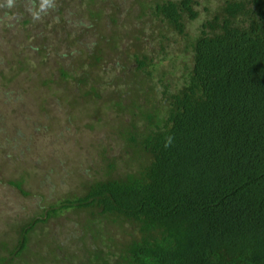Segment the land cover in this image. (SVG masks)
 Segmentation results:
<instances>
[{
	"label": "trees",
	"instance_id": "trees-1",
	"mask_svg": "<svg viewBox=\"0 0 264 264\" xmlns=\"http://www.w3.org/2000/svg\"><path fill=\"white\" fill-rule=\"evenodd\" d=\"M128 1V12H122L120 0H78L73 12L94 39L84 45L65 33L63 56L52 51L51 44L60 39L61 30L67 31L63 12L68 1L56 2V13L49 10L42 17L56 20L51 33L46 26L38 30L48 46L29 43L37 32L30 30L31 13L21 7L22 0H15L12 8L0 7V15L14 16L11 26L21 34L8 48L18 51V69L27 68L30 57L40 68H50L48 61L56 55L68 59L70 69L78 58L77 71L85 64L80 77L60 70L61 79L77 80L88 98L85 111L102 97L96 84L111 52L118 55L121 49V58L128 57L133 66L132 76L127 68L111 76V85L119 87L123 81L125 90L104 104L102 114L109 129L120 131L127 151L109 157L101 144L99 170L92 176L77 172L81 178L75 189L20 225L12 248L1 240L0 264H264V0H222L205 8L209 13L193 38L185 34V23L198 18L197 0ZM128 13L136 21L122 18ZM137 24L139 28L133 26ZM146 26L158 45L157 55L145 53ZM114 31L119 34L112 39ZM124 36L133 44L132 54L121 44ZM176 36L184 37L182 57L169 60L173 70L162 69L168 58L165 42ZM89 44L95 46L90 55L80 46ZM101 44L108 50L102 51ZM82 55L89 58L83 60ZM176 66L182 69L181 78L174 72ZM34 75L42 78L39 71ZM0 92L6 96L11 90ZM126 115L129 121L122 122ZM21 136L18 132L16 140L0 138L1 151L21 139L18 153L34 151ZM169 136L172 142L165 147ZM112 137L116 143L115 134ZM5 153L0 162L9 156L8 150ZM27 176L24 171L8 182L27 195ZM65 209L87 214L81 224L90 241L82 240L75 254L60 244L45 255L41 246L40 253L33 251L30 234Z\"/></svg>",
	"mask_w": 264,
	"mask_h": 264
},
{
	"label": "rangeland",
	"instance_id": "rangeland-1",
	"mask_svg": "<svg viewBox=\"0 0 264 264\" xmlns=\"http://www.w3.org/2000/svg\"><path fill=\"white\" fill-rule=\"evenodd\" d=\"M68 5L63 12L67 19L66 30L59 32V40H52L51 50L59 53L63 56L67 50L65 49V42L63 38L66 34L70 37H77L80 43H86L93 40L91 31H87L84 27L79 25V14L73 12L74 8L78 4V0H66ZM199 5V16L196 20H188L185 23V34H188L191 38L198 34V28L200 24L205 20L209 11H205V8L212 9L219 5L222 0H197ZM60 3L61 0H56ZM122 2L118 11L128 12L129 1L120 0ZM22 8L30 10L32 7L31 0H22ZM105 11L109 13L110 7H105ZM52 14H55V10H50ZM78 12V11H77ZM68 13H73L70 15ZM81 13L84 16V8L81 7ZM132 20L134 19V15ZM130 14L123 15L124 20L131 17ZM32 18V16H31ZM53 18V17H52ZM81 19H83L81 17ZM80 19V20H81ZM136 21L134 19L132 22ZM11 22L14 21L12 15H0V91L6 88L11 90L8 95H3L0 92V138L3 136L12 137L16 140L18 132L25 137L27 147L34 149L31 153L23 156L18 153V144L23 139L16 141L14 145L6 146L3 151L0 149V156L5 155L6 150L9 152V156L1 158L0 162V241L7 242V249L12 248L17 235V230L20 225L25 223L30 218L39 216L45 206L50 204L58 205L63 200L67 193L75 189L78 185L77 182L79 174L77 172H83L87 176H92L99 170L102 165L100 158L99 146L104 144L106 153L109 157L118 156L121 149L123 152L127 151L126 144L123 142V138L120 135V131H113L107 126V120L102 115L105 110V103L110 104L111 99H116L118 94L124 89L125 83L121 81L118 85H111V76H115L121 73V69L124 68L130 71L132 76V68L130 66L132 62L129 58H125V54L121 53L116 55L111 52L109 55V61L103 67L100 74L102 79L99 78L100 84H96L97 92L102 94L101 99L94 100L91 104L90 110H84L87 105L86 97L82 96V90L79 89L77 80H63L60 76V70L63 68L67 70L71 75L74 72L78 77L86 70L85 64L80 66L77 71V65H80L81 61L78 58L75 63V67L71 69L68 59H61V57H53L48 61L50 68L43 65L40 68L37 59L29 58L27 68L23 71L17 68V52H11L8 50L10 46L17 42L19 35L13 31ZM56 20L42 18L40 21H34L30 24V30L37 32L36 38L29 41L32 45H38L40 43L49 45L48 41H44L43 35L38 32L43 26H46V30L52 32V29H56ZM133 25L139 28L140 25ZM8 29L4 30L3 27ZM11 26V27H8ZM128 26L127 28H129ZM127 30V29H126ZM128 31H132L129 29ZM145 53L148 55H157L158 45L155 41H152V30L149 26L143 28ZM119 33L111 32L110 36L115 38ZM156 34V33H154ZM156 37V36H155ZM185 38H187L185 36ZM71 39V38H70ZM175 41L173 39L165 42L166 46L164 51L168 55V58L161 64L162 69L173 70V66L170 65L171 58L180 60L182 54L180 49L184 45V37L176 36ZM121 44L126 46L125 52L129 54L133 53L134 47L131 42L122 37ZM85 45V44H84ZM82 46L84 52L88 55L92 54L94 47L92 45ZM107 44L100 45L102 51L108 50ZM78 47V46H77ZM109 48V47H108ZM158 50V51H157ZM36 53V52H35ZM15 56H14V55ZM83 56V60L89 57ZM161 56V55H160ZM87 57V58H86ZM20 59V58H19ZM40 60V59H39ZM43 63H41L42 65ZM47 64V63H46ZM34 70L33 73L30 70ZM105 69V70H104ZM40 72V76H36L37 72ZM182 69L178 66L175 67L174 72L176 76L181 78ZM13 75L11 81L4 80V77H10ZM42 79V80H41ZM70 79V78H69ZM43 80H47V83H43ZM10 82V83H9ZM65 91L61 93L60 91ZM60 92V93H53ZM59 94L64 101L60 98ZM67 98V99H66ZM90 101V99H89ZM79 103V105H78ZM82 108V106H84ZM84 110L85 112H82ZM96 118V116H98ZM53 116V117H52ZM124 119L122 122L129 121L128 115L122 116ZM49 125H51L49 127ZM93 125V126H91ZM115 134L116 143L113 142L112 135ZM21 136V138H22ZM29 140V142H28ZM110 145V146H109ZM118 145V146H117ZM16 156H18L16 158ZM57 165V171L54 170ZM24 171H27L28 175L24 184L25 191H29V194L24 195L20 193L14 186L9 184V180H18ZM87 214L80 210L65 209L57 217H53L43 225V229L36 228L30 234V248L40 253L39 248L42 247V255L46 254L48 250L56 248L57 244H60L63 249L70 253H76L78 247L81 246L82 240H89V232L87 238L85 236V230L82 224L85 223L84 218ZM82 223V224H81ZM41 227V228H42ZM46 242V243H45ZM49 242V243H48ZM45 243V244H44ZM49 244V245H48ZM41 246V247H40ZM67 248H73L67 249ZM57 253L62 251L56 250ZM2 253V251H0ZM7 255V253H3ZM29 258V254H26ZM26 258V257H25ZM25 260V259H24ZM36 263V260L31 261V264Z\"/></svg>",
	"mask_w": 264,
	"mask_h": 264
},
{
	"label": "clouds",
	"instance_id": "clouds-1",
	"mask_svg": "<svg viewBox=\"0 0 264 264\" xmlns=\"http://www.w3.org/2000/svg\"><path fill=\"white\" fill-rule=\"evenodd\" d=\"M32 7L30 13L34 21H40L43 16L49 13V10H55L57 7L56 0H31ZM12 8L15 6V0H4L0 7ZM172 142V137L166 139L165 147H168Z\"/></svg>",
	"mask_w": 264,
	"mask_h": 264
}]
</instances>
